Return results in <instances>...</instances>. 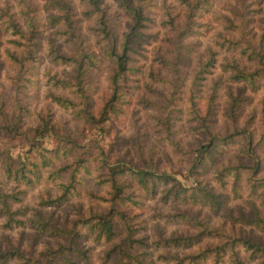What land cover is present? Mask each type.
I'll return each mask as SVG.
<instances>
[{
	"label": "trees",
	"instance_id": "trees-1",
	"mask_svg": "<svg viewBox=\"0 0 264 264\" xmlns=\"http://www.w3.org/2000/svg\"><path fill=\"white\" fill-rule=\"evenodd\" d=\"M177 1L183 9L171 12L166 0H160L165 7L161 24L173 31L166 34L158 28L149 29L153 19L148 13L157 5L155 0H0V67H12L14 73L10 75V85L16 98L15 112H8L0 102V136L9 139L0 142V229L30 228L66 238L65 242L44 246L36 253H25L18 247L0 249V264L11 259L27 264H65L72 261L71 254L86 258L89 256L86 250L75 245L80 227L87 229L86 234L81 232L82 235L107 244L103 254V261L107 264H154L151 259H143V251H137V247L154 244L156 247L185 248L200 242L202 237L221 236L222 241L208 243L196 253L185 252L180 261H186V264L206 261L225 264L227 255L230 264H244L240 257L242 247L256 253L260 257L259 264H264V244L241 227L242 223L253 224L264 230V215L260 213L264 206V176L255 174L259 167L258 150L264 149V107L258 138L254 130L245 125L212 132L206 124L217 106L222 105L214 100L223 88L229 90L233 83H241V87L249 85L252 90L264 88V0H256L255 7L243 3V0L238 2L239 8L232 10L240 19L239 26L229 16H225L229 26L224 24L225 21L222 23L239 30L237 36L219 33L213 44H206L201 56H197L199 40L186 38L197 34L204 25L209 27L211 18L207 19L205 12L212 7V0ZM77 3L85 6L81 13L95 23L86 33L81 32L80 20L76 16ZM217 13L214 17L222 19L223 13ZM120 14L130 17L131 23L119 37ZM179 15L181 21L184 17V22L175 20ZM254 16L263 24L257 38H252L244 29L246 22ZM89 34L94 37L92 43ZM152 41L159 44L152 59L169 68L173 76L163 78L155 68L150 69L149 75L169 84L171 96L180 92L181 82L177 79L181 66L190 63L193 66L187 86L188 107L198 115L199 129L205 130L208 137L195 148L187 171L198 175V169L213 162L217 153L236 144L239 152L251 162L236 156V163L226 162L214 167L213 175L219 185H225V177H231L230 188L234 198H238L241 196L240 178L244 169L249 170L248 192L261 198L262 205L251 198V216L232 215L231 207H226L224 194L217 192L207 180L195 177L193 184L184 185L173 174L159 170L153 146L144 149L138 141L135 143L136 161L119 157L111 162L103 144L78 142L76 136L64 130L62 122L54 121L49 108L46 112L29 110L22 102L24 99L17 96L27 87L38 90L42 79L46 87L43 96L48 104L69 111L74 119L92 126L100 125L102 134H106V122L124 112L122 104L127 103L133 93L130 81H137V73L141 71L140 64L131 63L135 59L132 54L139 53ZM167 43L170 44V56L159 50L167 47ZM243 57L251 61L252 66H243ZM105 63L110 64L106 74L108 94L95 111L91 73L97 72ZM208 75H211L212 85L205 110L201 113L195 105L196 94L201 79ZM227 104L230 105L228 114L233 117L236 105L233 101ZM164 113L163 117L149 116L154 119V125L160 127L156 141L176 149L179 142L174 137V116L170 112ZM25 114L36 118L37 124H22ZM47 134L58 139L55 147L42 145L41 138ZM13 138L23 141L25 147L13 152L10 141ZM92 174L97 184L108 187V195L96 194V200H91L87 212L77 209L78 216L73 220L69 219L67 212L56 214L51 207L80 196L79 185ZM35 188L41 189L36 194L38 200L33 204L23 203V196ZM258 189L260 191L256 192ZM95 202L102 203L105 208L95 210L92 206ZM159 203H169L172 211L162 213ZM192 206H205L213 212L224 206L225 221H232L233 226L229 232L208 226L191 211ZM146 213L149 215L146 220L164 218L166 222H185L192 228L184 234L161 235L149 241L148 234L141 233L146 227L141 215ZM236 225L240 226L234 227ZM166 253L158 254L167 260L177 256L168 250Z\"/></svg>",
	"mask_w": 264,
	"mask_h": 264
},
{
	"label": "rangeland",
	"instance_id": "rangeland-1",
	"mask_svg": "<svg viewBox=\"0 0 264 264\" xmlns=\"http://www.w3.org/2000/svg\"><path fill=\"white\" fill-rule=\"evenodd\" d=\"M108 1L111 2V0ZM155 1L157 2V5L153 11L148 13L153 19V22H150L149 29L153 30L158 28L160 29V32L169 34L173 31L169 27H165L161 24V20L165 17V7L160 3V0ZM241 1L242 0H212V7L205 12V17H207V19H209L208 17L211 18L209 27L204 25L200 27V31H198L197 34L186 38L199 40L200 44H198L197 56L198 54L201 56L205 53L204 50L206 44H213V39L217 38L219 33H229L237 36L239 30L225 27L222 23L225 21L226 17L229 16L233 19L236 26H239L240 19L237 18V15L232 9L239 8L236 4ZM244 2L249 4L250 7H255L256 0H243V3ZM166 3L171 12L183 9V5L177 0H166ZM242 6L243 4L241 5V8ZM83 8H85V6L82 3H77L76 16H78L80 20L81 32L86 33L88 32V28L93 27L95 23L92 18H88L81 13ZM217 12L221 14L223 13L224 16L222 19L214 17L218 14ZM119 16H121V22L117 28V35L120 37L123 32L128 30V25L131 23V19L127 15L122 16V14H120ZM175 20L184 22V17H182L181 21V15H179ZM211 22H213V24ZM207 23L209 22L207 21ZM224 24L228 25V21H225ZM260 25H263L261 20H258L257 17L254 16L250 21L248 20V22H246L244 29H247L248 35H251L252 38H257L260 34ZM88 39L90 40V43H92L94 39L93 35L89 34ZM158 45L159 44L156 43V41H152L150 44H145L143 49H140L139 53L132 54L135 59H133L131 63L136 66L140 64L141 71L140 73H137V81H130L131 84H133V87L131 88L133 93L132 95H129V101L122 104L124 112L112 117V120L106 122L104 126V129L107 128L106 134H102L103 128L100 125L92 126L83 121L74 119L69 111L63 110L56 105L48 104L46 98L43 96L46 87L43 84L42 79L38 90L27 87L24 88V92H19L17 96L24 99L22 102L26 104V107L29 110L39 109L41 112H46V108H49L48 111L53 113L52 116L54 121L57 123L62 122L64 130L76 136L78 142H81L82 144H92L97 141L98 143L103 144L104 150L108 153L109 161L111 162H114L116 158L119 157L136 161L135 143L138 141L142 143L144 149L153 146L156 148L155 160L159 170H165L166 172L173 174L184 185L193 184L195 177L207 180L217 192L224 194L226 207H231L232 215L251 216L253 210L249 200L252 198L261 205V198H258L254 193L248 192L247 180L248 176H250L249 170L244 169V175L240 178L241 196L238 198H234V194L231 191V177H225L227 183H225V185H219L213 175L214 167L226 162L236 163V156L242 158V160L247 163L251 162L250 159L246 158L239 152L236 144L230 145L220 153H217L213 162L207 163L204 167L198 169V175H193L187 171L189 160L195 155V148L205 142L208 137V133L205 130L199 129L198 115L192 113L188 107L187 86L192 77L193 66L191 63L190 65L185 64L181 66L179 78L177 79L181 82L179 89L180 92H174V95L171 96L169 94V84L154 80V78H151L149 75L150 69L155 68L158 75L163 78L167 79L173 76V73L169 68L159 65L155 59H152L154 51H156ZM166 46L167 47H160L159 50L166 54V56H170L168 49L170 48V44L167 43ZM196 59H198V57L194 58L195 61ZM242 63L243 66H252V62L245 57H243ZM108 65L110 64L105 63L97 72L93 71L91 73V75H93L91 97L93 99V109L95 111L101 106L108 94L106 80V74L109 72ZM59 68L60 66H58V69ZM61 68L64 67L61 66ZM13 73L14 71L9 65L0 67V93L3 98L0 102L4 104L3 108L8 112H15L14 102L16 98L12 95L13 88L10 85V75ZM210 76L211 75H208L207 78L201 79L200 84L198 85L199 91H197L196 94L195 105L201 113L205 110L208 94L210 93L209 89L212 85ZM224 86H226V84H224ZM229 88L230 89L228 90L227 87H225L221 92L219 91L218 97L214 100L215 103L219 102L222 105L217 106L218 108L212 112L210 121L209 119L207 120L208 122L206 121V124L209 125V130L212 132H224L226 130H231L233 126L245 125L252 128L256 138H258L261 129L260 115L262 113V107H264V88L262 87L252 90L249 85H242L241 87V83H233ZM228 91L230 92L228 93ZM231 101L236 105L233 117L228 114L230 105L227 104V102ZM164 112H170L171 116H174V137L177 138L179 142L176 149L166 144L162 145L156 141L157 131L160 130V127L156 124L154 125V119L151 120L149 116L163 117L165 114ZM22 122V124L28 123L33 125L37 124L38 120L25 114ZM6 140L9 139L5 136H0V142H5ZM10 141L13 145V152L20 151L25 147L23 141H20L17 138L10 139ZM41 143L46 148H52L57 145L58 139L52 134H47L41 138ZM258 153L260 157L259 167L255 171V174L257 176H264V149L258 150ZM79 189L81 190L80 196L64 201L57 207H51L54 209V212L58 215L67 212L69 219L73 220L78 216L76 213L77 209L87 212L91 200H96V194L100 196L108 195V193H106L108 187L97 184L96 178H94L93 174L88 176V178L79 185ZM38 190L41 191V189L37 188L30 189L23 196L22 202L29 204L36 202L38 200V196L36 195ZM259 191L260 189L256 192ZM159 204L162 213L172 211L169 203ZM92 206L95 210L105 208V205H102L100 202H95ZM180 206L181 208L184 207L182 204ZM226 207L223 206L219 211L213 212L205 206H192L191 211L206 221L208 226H212L223 232H229V229L233 224L230 220L225 221L226 218L224 212ZM47 209L49 210L50 208L48 207ZM260 213L261 215H264V206L260 208ZM147 216L149 217L147 213L141 215V217L144 218V224L146 225L144 230L141 229V233L145 234L146 232L148 234L147 240L149 241H151L152 238L161 235L169 236L176 233L184 234L192 228L185 222H166L164 221V218H161V220L156 218H149L146 220ZM137 219L139 218L137 217ZM237 226L240 225L234 227ZM241 227L242 230L253 235L257 240L264 244V230L253 224L242 223ZM79 232L80 234L76 235L75 245L81 249H85L86 254L89 256L86 258H80L79 256L76 257L75 254H71L70 259L72 261H67L65 264H107L103 261V254L107 244L98 243L94 241L91 236L88 237L82 235L81 232L85 234L87 233V229L84 227H80ZM221 237H202L200 242L185 248L175 249L173 247H156L154 244H149L145 247H137L136 250L143 251L142 258L151 259L154 264H186V261L181 262L179 259L184 256L185 252L196 253L199 248L208 243L212 244L213 242L222 241L223 237ZM65 239L66 238L62 236L48 235L30 228L17 227L10 231L0 229V249L18 247L25 253H36L38 250L44 248V246L55 245L59 241L65 242ZM167 250L175 252L177 256L171 257L169 260L163 258V255L159 256L162 252L166 253ZM240 257L243 259L244 264H259L260 257L256 253L244 250L242 247H240ZM227 258L228 256L225 255L224 262L225 264H230V261H228ZM179 261L180 263H178ZM6 264L27 263H22L19 259H11ZM202 264H210V262L206 261Z\"/></svg>",
	"mask_w": 264,
	"mask_h": 264
}]
</instances>
